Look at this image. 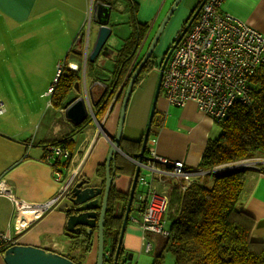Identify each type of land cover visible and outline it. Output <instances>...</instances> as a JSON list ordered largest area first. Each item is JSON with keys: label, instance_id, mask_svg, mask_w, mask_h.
Returning <instances> with one entry per match:
<instances>
[{"label": "crops", "instance_id": "crops-1", "mask_svg": "<svg viewBox=\"0 0 264 264\" xmlns=\"http://www.w3.org/2000/svg\"><path fill=\"white\" fill-rule=\"evenodd\" d=\"M173 1L0 0V31L7 32L11 39L7 41L5 46L25 47L29 43L30 48H36L31 50L33 54L45 51L43 48L48 51L49 55L54 53L55 58L50 61V71H53L54 68L57 71V68L60 67L58 65L62 62L64 69L73 71L78 76V81L69 93V97L71 96L70 99L73 97L75 99L78 97L85 98L91 112L88 117L92 119L91 124L71 137L72 151H69L67 145L64 144V148L70 154V157L65 159L51 154L49 147L54 141L71 134L79 125L73 126L67 134L54 138L59 132L60 118L58 114H64L65 108H57L53 105L54 93L46 95L50 85L47 87L46 93L44 91L39 94L40 98H43L41 97L43 95L50 98L49 107L47 106L48 110L51 111L49 118L42 116L41 119L31 124H23L18 119L7 123L3 118L6 113L0 116V180H3L10 187L16 199L27 203H44L51 200L58 192L61 184L56 173L60 174L62 179L75 168L79 172V180H86L87 186L104 188V185L103 187L100 186L101 178L96 172L99 166L102 164L105 166L111 140L115 138L121 103L126 86L134 72L131 71V67L142 51L141 48L144 47L145 39L149 36L150 31L160 23ZM198 1H181L178 9L184 13L185 18L183 20L189 16L190 11L198 4ZM98 2L110 6L108 26L111 28V35L104 45L106 50L103 54L100 53L94 61L90 62L86 58L85 48L89 54L96 37L98 25L92 21V9L94 4ZM129 2L136 6L134 10L135 21L138 24L147 25L148 34L146 33L144 40L133 55L129 68L122 76L123 80L113 97L114 99L118 94L116 101L112 102L113 99L111 100L103 118L97 121L93 117L92 110L95 101L100 100V95L106 89V81L102 82V80H109L112 76L113 65L117 61L119 50L133 31ZM221 10L252 26L264 36V0H223ZM125 13L128 14L129 18L123 23L122 19ZM183 20H181L177 30ZM123 24H128L130 27L127 34L121 29ZM46 32H51L52 37L41 38ZM120 38L123 39L120 40ZM61 39L65 41L62 42ZM67 49L68 52L72 51V53L67 55ZM64 57L66 59L62 61ZM156 60L154 66L143 75L140 82L134 83L132 87V93L125 109L120 139L121 152L114 155L109 165L112 175L111 185L119 192L128 194V197L131 181L138 165L137 158L141 150L156 88L158 66L161 62L159 59V63H156ZM89 63H92L91 68L87 67ZM69 65L76 66L77 69L72 70ZM54 77L52 78L54 79ZM127 79L128 82L125 85L124 82ZM1 101L3 100L0 98ZM22 109L29 110V106H22ZM63 117L65 118V116ZM65 120L68 124L70 123L66 118ZM220 133L219 126L200 113L194 103L186 102L183 106L168 104L160 89L144 150L146 155L143 153L131 208L133 209L135 199L138 200V194H147L148 189L145 185L139 184V177L150 174L148 177L151 178L152 172L148 169L149 167L162 169L161 165L153 162L149 157L148 150L151 139L155 140L153 148L158 157L172 161L179 160L183 162L185 169L193 170L199 165L207 142L217 138ZM116 157L133 165L135 171L132 176L129 175L130 170L126 168L123 172H115L113 162ZM68 159H70L69 162L64 166ZM258 165L260 166L259 163ZM256 170L257 172H247L244 189L239 199V208L254 219L251 231L252 239L257 242H264V167L262 169L256 167ZM173 184L185 185V182L182 179L171 178L164 174L153 173L152 175L151 186L159 189L164 187L167 195ZM68 196L37 219L24 215L25 217L22 219L28 225L18 234L14 231L15 208L8 198L0 196V232L7 234L14 245L37 247L57 254L69 255L70 245L65 237V233L68 232L65 227L68 215L65 211L71 208L69 207L71 203L68 201ZM100 201L101 197L99 198ZM139 202L140 206L137 205V208H141L143 205L141 201ZM120 209L121 205L117 203L115 215H119ZM131 213L132 211L128 215L122 238L123 256L138 249L144 238V231L138 224H135L139 220L134 219ZM80 228L85 227L80 226ZM93 238L92 249L86 255L83 264L96 263L97 229L93 232ZM9 247L0 249V264H5L3 253ZM1 250L4 251L1 253ZM104 255L109 257L110 252L104 253Z\"/></svg>", "mask_w": 264, "mask_h": 264}, {"label": "trees", "instance_id": "trees-1", "mask_svg": "<svg viewBox=\"0 0 264 264\" xmlns=\"http://www.w3.org/2000/svg\"><path fill=\"white\" fill-rule=\"evenodd\" d=\"M129 3L133 31L119 50L117 61L113 65L112 76L109 80H102V82L106 81V89L100 95V100L95 101L92 110L93 117L97 121L103 118L107 106L123 80V74L129 68L133 55L148 30L147 25H141L135 21L136 6ZM193 11H190L189 16L182 23L181 29ZM143 54L138 56L131 67L132 72ZM156 59L157 57L153 56L145 63L135 84L140 82L143 75L154 66ZM87 67L91 68L92 63H89ZM128 79L124 82L125 85ZM77 81L78 76L73 71L61 69L53 92L54 106L66 108L75 99V97L70 99L69 93ZM249 95L250 101L247 105L234 104L226 118L216 123L221 133L217 138L207 142L199 165L193 169L204 172V175L194 177L184 189H182L184 185L179 184H173L170 188L167 195L168 207L163 221L168 231L165 248L173 254L174 264H264V242H257L251 237L254 219L239 208V199L244 189L247 170L236 169L223 172L225 168H218L256 157L264 158V63L250 79ZM91 123L92 119L88 117L71 134L54 141L51 146H65L66 144L69 151H72L71 137ZM113 166L117 173L123 172L125 168L129 169L130 176L135 171L132 164L118 157L115 158ZM96 173L101 178L100 186L103 187L104 164L99 166ZM127 202L128 194L119 192L111 185L103 225V252H110V256H103V264H113ZM117 203L121 205L119 215H115ZM143 208L144 205L139 209L141 214ZM98 211L99 208H97V213ZM95 231L96 229L93 230ZM93 232L88 234L85 228H79L73 233L66 232L65 237L69 241L70 252L69 255L63 256L74 264H83L86 255L92 249ZM3 251L1 250V253ZM158 258H161V255ZM124 260V256L121 255L117 264H126Z\"/></svg>", "mask_w": 264, "mask_h": 264}, {"label": "built area", "instance_id": "built-area-1", "mask_svg": "<svg viewBox=\"0 0 264 264\" xmlns=\"http://www.w3.org/2000/svg\"><path fill=\"white\" fill-rule=\"evenodd\" d=\"M223 0H206L198 15L191 23L163 70L160 89L168 104L183 106L186 102L195 104L197 110L214 123L222 122L230 108L236 104L247 105L250 101L249 82L257 69L264 63V36L255 28L221 10ZM69 67L76 70V66ZM62 68H57L53 84L46 95L54 92ZM5 114V105L0 102V116ZM148 150L153 162L162 169L148 168L152 174H164L182 179L185 185L196 177L204 175L198 170L185 169L183 162L163 159L155 154V140L151 139ZM50 153L65 159L70 157L64 146H50ZM56 195L44 203H27L16 199L10 187L0 180V196L8 198L14 208V231L20 233L27 222L24 215L37 219L52 209L60 200L69 195L72 187L79 181L75 168L61 179ZM150 174L139 177V184L147 187L146 195H137L144 205L141 220L135 223L144 231L163 237L168 231L163 216L168 207V197L163 189L151 186ZM62 185V186H61ZM185 185L182 189L185 188ZM14 245L12 239L0 232V249ZM146 251L151 249L146 244Z\"/></svg>", "mask_w": 264, "mask_h": 264}, {"label": "water", "instance_id": "water-1", "mask_svg": "<svg viewBox=\"0 0 264 264\" xmlns=\"http://www.w3.org/2000/svg\"><path fill=\"white\" fill-rule=\"evenodd\" d=\"M181 1L182 0H174L173 3L171 4L170 8L164 15L163 19L161 20L153 38L151 39L146 52L144 53L141 61L134 70L133 74L131 75V78L126 86L124 97L121 103V110H120L115 138L111 140V146L109 148L105 162L104 188L102 189L97 187H89L87 186L88 182L84 179L83 180L81 179L72 187V189L69 192L68 201L71 203L73 207L65 211V213L68 215L65 225L66 230L68 232L73 233V232H77L80 226H83L86 228L88 234H92L93 229L95 228L97 229V254H96L95 264H103V256H104L103 225H104V217L107 209L108 194L112 183V175L110 174L109 165L110 162L113 160L114 155L118 152H121L120 139H121L127 101L132 93V87L134 85L135 79L139 75L145 63L148 61V59H150L151 55L153 54L155 45L158 42L159 37L161 36L165 26L169 22L171 16L174 14ZM205 1L206 0H201L191 10V11L194 10L191 17L187 21L186 25L182 28L179 35L175 39L172 47L167 51V54L164 56L163 60H161L158 66V78H157L156 88L152 100V105L149 113L146 130L144 132L141 143V150L137 158L138 165L136 166V171L130 185L128 202L123 216V221L119 233L117 246L114 252L113 264H117L119 258V250L121 248L122 238L126 228L128 215L130 213L137 177L140 171V164L142 163V156L146 147L150 126L154 115L155 105L160 92V84H161L164 67L166 65L168 58L172 53V50L178 44V42L185 34L191 23L194 21ZM109 14H110V6L99 2L94 4L92 9V21L93 23L98 25V29L93 46L89 54L87 52V49L85 48L86 58L90 62L94 61V59L100 53L103 54V52L106 50L104 45L107 39L109 38V36L111 35V28L108 26ZM117 95L118 94H116V96ZM116 96L112 102L116 101ZM90 114L91 112L90 109H88L85 98H79V97L76 98L73 102H71L68 105V107L65 108L64 110L65 118L73 126L80 125L84 120L87 119V117ZM100 197H101V201L99 202ZM97 208H99L98 213L96 212ZM128 254H126L125 256L126 264H130L131 256ZM3 261L5 264H74L72 261H70L61 254H57L55 252L48 251L42 248L21 246V245H13L8 249H6L5 252L3 253Z\"/></svg>", "mask_w": 264, "mask_h": 264}, {"label": "rangeland", "instance_id": "rangeland-1", "mask_svg": "<svg viewBox=\"0 0 264 264\" xmlns=\"http://www.w3.org/2000/svg\"><path fill=\"white\" fill-rule=\"evenodd\" d=\"M128 18V14L125 13L122 22H126ZM184 18V13L177 8L174 14L171 16L167 25L165 26L161 36L159 37L158 42L155 45L153 52L155 57L159 58V56L162 55V53L172 40L173 36L176 35L175 33L177 31L178 25ZM159 24L156 25L150 31L149 36H147L148 39L146 38V43L144 44V47L141 48L142 51H140L139 56L146 50L156 30L158 29ZM121 29L122 31H125L124 33L126 34L128 30L130 31V27L128 24H123ZM51 37V32H46L41 36V38ZM122 39L123 38H120V40ZM10 40V35L7 34V32L1 30L0 98L3 100L1 102L6 105V114L3 116L4 121H6L7 123H11L12 120L14 121L15 119H18L23 122V124H31L32 122L41 119L42 116L49 118L51 115V111L48 110L50 98L49 96L46 97L45 95L41 96L43 98H40L39 94L44 91L46 93L47 87L49 85L52 86L53 84L52 77H54L53 75L54 73H56V70L54 68V72L52 70L50 71V61L55 58L54 53L49 55L48 51L43 48V50L45 51L33 54L31 50L36 48H30L29 43H27V46L25 47L5 46V44H7V41ZM61 41L64 42L65 40L61 39ZM66 53L68 55V53H72V51L68 52L67 49ZM65 59L66 58L64 57L62 61ZM61 63L58 66H60V68H63ZM28 103L31 104L28 105ZM22 106H29V110H23ZM58 116L60 118L59 132L56 136H54V138H59L67 134L73 128V125H71L70 123L68 124L65 118L63 117L64 114L59 113ZM98 124L100 123L98 122ZM258 163L260 164V166L258 165ZM256 167L262 169L264 167V159L256 157L252 160L223 165L218 168H225V170H222L223 172L227 170L233 171L236 169H246L247 172H257ZM139 204L140 202L135 199V201L133 202V209L131 215L134 217V219L140 221V208L136 207L137 205L140 206ZM143 237V243L138 247V249L128 254L131 256V264H174L173 254L165 248L166 237L157 235L149 231L144 232ZM147 243H149L151 246V249L149 251H146L145 246ZM159 255H161V258H158Z\"/></svg>", "mask_w": 264, "mask_h": 264}, {"label": "flooded vegetation", "instance_id": "flooded-vegetation-1", "mask_svg": "<svg viewBox=\"0 0 264 264\" xmlns=\"http://www.w3.org/2000/svg\"><path fill=\"white\" fill-rule=\"evenodd\" d=\"M183 22H184V21H183ZM183 22H182V23H183ZM185 25H186V24H185ZM185 25H184V26H185ZM181 27H182V24L180 25L179 29H178L177 32L175 33L176 35L173 36L172 40L170 41V43L168 44V46L166 47V49H165L164 52L162 53V56H160V57L158 58V60L160 59L159 62L164 58V56L167 54V51L172 47V45H173L175 39L177 38V36L179 35L180 31L182 30ZM172 52H173V50H172ZM153 56H154V55L152 54L150 58H152ZM158 60H156V63H159ZM67 196H68V195H67ZM67 196H66V197H67ZM69 207H73V206H72L71 204H69ZM124 258H125V256H124ZM119 259H120V257L118 258L117 263H119ZM124 261H125V260H124ZM125 262H126V261H125Z\"/></svg>", "mask_w": 264, "mask_h": 264}, {"label": "bare ground", "instance_id": "bare-ground-1", "mask_svg": "<svg viewBox=\"0 0 264 264\" xmlns=\"http://www.w3.org/2000/svg\"><path fill=\"white\" fill-rule=\"evenodd\" d=\"M121 255H124V252L121 251V248H120V250H119V257H120Z\"/></svg>", "mask_w": 264, "mask_h": 264}]
</instances>
